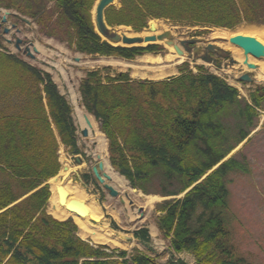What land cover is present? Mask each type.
Segmentation results:
<instances>
[{
    "label": "trees",
    "instance_id": "trees-1",
    "mask_svg": "<svg viewBox=\"0 0 264 264\" xmlns=\"http://www.w3.org/2000/svg\"><path fill=\"white\" fill-rule=\"evenodd\" d=\"M47 1L55 4L54 13L45 0H0V8L17 11L10 18L21 24L23 16L31 18L43 35L67 41L87 56L131 62L164 51L157 44L122 47L104 41L92 17L96 0ZM121 5L106 10L108 26L137 33L152 20L229 30L244 23L264 25V0H121ZM220 58L207 53L204 60L220 66ZM111 71L87 72L80 93L109 142L112 167L145 195L176 197L192 188L182 199L157 205L163 239L175 253L193 254L197 264H249L235 255L223 219L230 194L226 179L237 170L230 168L238 165L235 157L207 174L257 127L264 86L251 92L249 103L204 66L195 74L185 63L181 76L163 81ZM73 114L50 73L0 50V264H157L139 251L95 246L79 236L72 220L48 213V182L62 170L61 146L71 155L81 154ZM235 117L234 129L230 119ZM135 237L150 246L147 228ZM171 264L186 263L173 259Z\"/></svg>",
    "mask_w": 264,
    "mask_h": 264
},
{
    "label": "rangeland",
    "instance_id": "rangeland-1",
    "mask_svg": "<svg viewBox=\"0 0 264 264\" xmlns=\"http://www.w3.org/2000/svg\"><path fill=\"white\" fill-rule=\"evenodd\" d=\"M45 2L48 4L50 12L54 13L55 4L49 3L47 0H45ZM97 3L98 0L96 4ZM114 6L120 9L122 6L121 0H115ZM0 11L2 13V18L4 16L7 18L9 17L7 12L13 15H19L14 9L7 10L5 8H0ZM94 12L95 10L92 12V16H94ZM2 18L0 19V29L4 26ZM23 18L29 21V24H21L13 18H11V20L8 18L7 24L5 23L6 26L13 28L14 24L12 23L16 22L18 23L17 29H19L20 32L12 29L8 36L0 37V46L3 50L5 49L11 53L18 54L29 63L50 73L54 81L58 84L61 93L67 97L73 107V115L78 127L79 144L84 153L83 157H81L86 163L87 168L84 169L83 173H80V176H73L74 178H72V174L69 171L68 180L66 178L62 181V184L67 185L71 189V193L74 194V197L77 192H80L84 197V201L90 204L99 214H101L99 212V207L95 205L93 200H97L99 204L103 206L105 212L104 217L101 214L103 223L101 225H97L96 223L93 224L96 227L98 226L106 230L99 231L98 233L110 236H112V234L117 235L119 238H122L126 244L128 241L124 238H131L126 248H123L125 244L106 243L111 250H127L130 254L134 251H139L154 258L157 264H171L173 259L175 261L182 260L186 264H197L196 257L193 254L189 252L180 254L175 253L171 249L170 241L163 239L159 228L156 226V218L160 216V213H156L157 205L170 199L165 200L160 195L147 196L142 191L135 192L133 190L130 182L112 167L108 152V140L105 134L101 133L100 123L94 116L88 113L82 103L80 85L87 72L110 67L112 75L129 71L133 79L155 80L157 77L154 71L160 69L155 68L156 62L147 59L146 55L136 58L134 61L127 62L112 57H92L80 54L75 52L74 46H69L67 41L61 42L55 38H49L43 35L39 25L31 18L27 16H23ZM152 23L156 24V33L151 32ZM245 26L264 27V25L244 23L233 30H227L203 26L191 27L188 24L173 23L168 20H153L149 23V27L141 33H137L132 28L126 27H115L112 29L115 32L129 35H159L165 32H171L173 41L176 44H180L181 41L199 38L201 41L198 47L200 48L204 49L209 44H215L221 47L223 53H221V58L219 59L221 62L220 66L214 62L213 64H209L204 61V57L207 55L205 50L200 56L187 54L185 57H181L176 53L174 48L167 46L164 42H160V45L164 48L162 54L153 55L162 57V61L158 62L159 65L163 67L169 65L166 67L167 71L165 73L159 74V76L164 77V79L171 76L172 72L169 70L173 68L172 66L178 64L182 66L184 63H188L191 70L196 73H198V66H204L210 73L223 78L231 86H236L235 88L239 90L241 99L251 102V92L254 91L257 86H264V59L257 60L250 56L253 58V63L257 66V69L255 71L249 70L247 66H244V60L240 61L234 55L238 50L242 58H245L244 52L242 53L241 49L233 44L231 45V43L230 45L227 42L222 43L220 41L221 39L215 36L218 33H230V35L234 37L240 35L236 34V32L239 28ZM8 39L12 42L9 43L7 41ZM19 39L22 42L21 53L15 46L16 40ZM27 47L30 48L31 53L35 56L34 58L28 57V55L25 54ZM172 56H175V58ZM158 59H160V57ZM247 73L251 75L254 81L249 84L241 83L239 78ZM79 111L91 118L93 117V122L95 121L94 132L91 131L88 138H83L81 134L83 127L79 121ZM230 121L231 124L234 125V129L239 124V120H237L236 117L235 119H230ZM240 123L241 127H245L242 121H240ZM255 124L257 127L250 134L251 137L249 136V141L244 143V145L227 158V160H229L232 156H235L238 165L232 164L230 166V168L237 170L229 173L226 179V185L230 193L228 210L219 212H223L225 227L230 233V242L235 255L240 259L243 258L249 264H264V111L259 112V117L255 120ZM101 138L105 140L103 144L100 142ZM59 154L63 166L58 175V178H61V175L65 172L64 168L67 166L66 161L69 160L68 162H73V164L74 161L71 162L70 158L72 156L69 154V150L64 146H61ZM99 157L107 166L105 172L112 177V181L109 183L119 192L118 197H112L109 192L104 189L102 184L98 185L92 179L87 181L83 178L84 173H89V176L91 175L92 167L96 166L100 161ZM227 170L229 172V166ZM118 179L124 180L125 184L123 186L119 184ZM80 186H83L87 190V193ZM154 188L159 190L157 180L154 182ZM149 197H155L153 202H151L152 200H150ZM184 197L185 194H182L175 198L179 199ZM141 228H147L149 230L152 237L151 245L153 246V251H150L148 246L142 245L139 240H136L134 237V232ZM82 232L83 231L79 229V235L81 237L87 238L89 236L83 235ZM95 239L96 237H94V240Z\"/></svg>",
    "mask_w": 264,
    "mask_h": 264
},
{
    "label": "water",
    "instance_id": "water-1",
    "mask_svg": "<svg viewBox=\"0 0 264 264\" xmlns=\"http://www.w3.org/2000/svg\"><path fill=\"white\" fill-rule=\"evenodd\" d=\"M115 0H99L98 4L95 8V26L99 34L109 43H111L114 46H124V47H141V46H148L152 44H158L160 42H165L167 46H171L175 49L177 54L179 56H185L186 54H194L198 55L202 49L201 48H193L192 45L199 44V40H185L181 41L180 45L176 44L172 40V33L171 32H165L160 35H150L142 37L141 35H134L129 36L126 33H118L113 31L112 28H110L107 25V22L105 20V11L114 5ZM7 15H11V13L7 12ZM0 18H1V12H0ZM7 17H3V22L6 23ZM26 22H29L27 20H24ZM15 27V26H14ZM152 32H156V27L154 25H151ZM20 32V30H18ZM10 33L9 28L4 29V34L7 35ZM231 43L236 45L237 47L241 48L244 52V55L248 59V56H253L256 59H262L264 58V45L259 42L257 39L249 36H236L234 38H231ZM10 42V41H9ZM21 40H17L16 48L18 50H21L20 44ZM205 50L211 52V53H217L220 54L222 48L215 45V44H209L205 47ZM27 54L29 57L34 58L33 54L31 53L30 48L27 49ZM245 65L248 66L250 70H256L257 66L255 64H251L248 62V60H245ZM241 81L243 82H251V78L249 75H244L241 77ZM86 123L89 128H92V123L88 117H86ZM84 137L89 136V130L85 128L82 131ZM99 159H101L99 157ZM76 161L79 164H82V160L80 158H77ZM93 174L96 177V179L99 181L100 184L104 186V189L109 192V194L112 197H118L119 192L108 182L112 181V177L109 176L107 173H105V162L100 161L98 165L94 166L92 168ZM137 192V190H134ZM58 192L60 194L61 204L64 205L66 203L67 199V193L64 192L63 188H59ZM123 202V201H122ZM67 209L71 210L73 212H76L77 214H83L85 211L87 212V209L84 207L83 204L72 200L68 205ZM71 220H74V218H69Z\"/></svg>",
    "mask_w": 264,
    "mask_h": 264
},
{
    "label": "bare ground",
    "instance_id": "bare-ground-1",
    "mask_svg": "<svg viewBox=\"0 0 264 264\" xmlns=\"http://www.w3.org/2000/svg\"><path fill=\"white\" fill-rule=\"evenodd\" d=\"M152 25H154L156 27L155 23H152ZM157 28V27H156ZM236 34H240L237 36H249V37H253L255 39H257L259 42H261L264 45V27H258V26H245V27H241L238 29V31L236 32ZM129 35V34H128ZM149 35H141L142 37L145 36H150ZM251 35V36H250ZM129 36H134V35H129ZM217 38L221 39L220 41L222 43H228L230 45L231 43V38H234L230 35V33H218L217 35H215ZM221 38H220V37ZM216 40V39H215ZM232 45V43H231ZM234 45V44H233ZM236 46V45H235ZM237 47V46H236ZM173 48V47H172ZM239 48V47H238ZM241 49V48H239ZM242 53L243 50L241 49ZM234 55L236 56V58H238V60L245 62V60H248L249 63L254 64L253 63V56L250 57L248 56V59L246 58H242L240 52L237 50ZM243 55V54H242ZM173 58H175V56H172ZM256 59V58H255ZM262 59H257V60H263ZM243 62L244 66L246 67L247 65H245V63ZM248 68V66H247ZM88 117L93 125V128L90 130V132H94V122L90 116L83 114L81 111H79V121L80 124L83 128L87 127L86 124V118ZM100 142L103 144L105 142V140L103 138L100 139ZM69 171L71 173V169L67 166L65 172L63 173V175H61V178L57 177L55 179L51 180V191H52V197L50 199V210L49 213L52 214L56 219L60 220V221H66L68 218L72 217L75 219V223L79 226L80 230L83 231L82 234L83 235H90L93 237H96V242L98 241V243H114V244H124V241L121 240V238L116 237L112 234V236L110 235H104V234H100L98 233L99 231H105L106 229H103L101 227H94L93 225H91L93 222L96 223L97 225H101L102 222V215L99 214L94 208H92V206L90 204H88L87 202L84 201V197L82 196V194H80V192H77L76 196L74 197V194L71 193V189L65 185L62 184V181L65 180L67 178L68 180V176H69ZM119 184H121L122 186L125 184V181L122 179H118ZM63 188L64 192L67 193V199H66V203L64 205L61 204V199H60V194L58 192L59 188ZM77 187V186H76ZM150 200H152L151 202H153V199H155V197H149ZM75 200L81 204L84 205V207L87 209V212L85 211V213L81 214H77L76 212H73L71 210L67 209V205L72 201ZM94 240V241H95ZM110 241V242H109ZM119 242V243H118Z\"/></svg>",
    "mask_w": 264,
    "mask_h": 264
},
{
    "label": "crops",
    "instance_id": "crops-1",
    "mask_svg": "<svg viewBox=\"0 0 264 264\" xmlns=\"http://www.w3.org/2000/svg\"><path fill=\"white\" fill-rule=\"evenodd\" d=\"M146 57H147V59H151V60H154L155 62H156V69H158V68H160L159 70H156V71H154V73H156V79L154 80V81H163L164 80V77H160L159 76V74H161V73H165L166 71H167V68L166 67H168L169 65H167V66H165V67H163V66H161V65H159L158 64V62L159 61H162V57L161 56H157V55H153V54H148V55H146ZM160 57V59H158ZM169 62H170V60H169ZM175 62V61H174ZM180 64H178V65H176V66H172L173 68L171 69V70H169V71H171L172 73H171V76L169 77V78H171V77H179V76H181V72H180V68L182 67V66H179ZM162 68V69H161ZM129 72V71H128ZM125 73V72H124ZM244 75V74H243ZM242 75V76H243ZM150 80H153V79H150ZM239 81L241 82V83H245V82H243V81H241V77L239 78ZM233 86V85H232ZM234 87H236V86H234ZM251 137V136H250ZM84 138V137H83ZM248 140V139H247ZM246 140V141H247ZM246 141L244 142V143H246ZM244 143L243 144H241L240 145V147L242 146V145H244ZM79 144V143H78ZM79 147H80V144H79ZM239 147V148H240ZM81 148V147H80ZM238 148V149H239ZM81 155L80 156H82L83 157V155H84V153H83V150H82V148H81ZM81 157V158H82ZM71 159V162L72 161H74V164H73V162L72 163H69L68 161L69 160H67L66 162H67V166L72 170V172H71V174H72V178H74L73 176H80V173H83V171H84V169H86L87 168V165H86V163L83 161V159H82V161H83V164H79L78 162H76L75 161V158H73V157H71L70 158ZM107 169V166L105 165V170ZM105 173H107V172H105ZM84 175L85 176H87V175H89V173H84L83 174V177H84ZM72 183H73V181H72ZM73 185H74V183H73ZM79 186V185H78ZM82 189H84L85 191H86V193H87V190L83 187V186H80ZM88 195V194H87ZM94 202H95V205H97L98 207H99V212L103 215V217H104V215H105V212H104V208H103V206L102 205H100L99 204V202L97 201V200H93ZM91 225H93L94 227H96L93 223L91 224ZM156 226H157V224H156ZM139 230V229H138ZM138 230H136V232L138 231ZM136 232H134V237H135V233ZM114 236H116V237H118L117 235H114ZM151 236V235H150ZM82 239H84V240H91V241H93V243H95V244H104V243H97V242H95L94 241V239H93V237L92 236H88L87 238H84V237H82ZM122 239V238H121ZM125 240H127L128 242L131 240V238H124ZM123 240V239H122ZM136 240H139V242L143 245V242L140 240V239H138V238H136ZM124 241V240H123ZM151 241H152V237H151ZM128 242H127V244H128ZM124 244H125V246L123 247V248H126L127 247V244L124 242ZM150 248H152L153 249V246L151 245V243H150V246H149Z\"/></svg>",
    "mask_w": 264,
    "mask_h": 264
},
{
    "label": "flooded vegetation",
    "instance_id": "flooded-vegetation-1",
    "mask_svg": "<svg viewBox=\"0 0 264 264\" xmlns=\"http://www.w3.org/2000/svg\"><path fill=\"white\" fill-rule=\"evenodd\" d=\"M197 39H199V38H197ZM196 46V45H195Z\"/></svg>",
    "mask_w": 264,
    "mask_h": 264
}]
</instances>
